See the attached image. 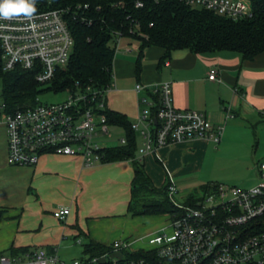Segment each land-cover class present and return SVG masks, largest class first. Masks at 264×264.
Listing matches in <instances>:
<instances>
[{"label": "crops", "instance_id": "0c3cea01", "mask_svg": "<svg viewBox=\"0 0 264 264\" xmlns=\"http://www.w3.org/2000/svg\"><path fill=\"white\" fill-rule=\"evenodd\" d=\"M164 52L160 47H148L137 73L140 44L122 37L115 51L107 109L135 122L143 95L137 93L136 84L151 91L169 82L177 108L204 112L213 124L224 125V133L219 144L192 139L161 147L157 153H139L153 184L161 188L172 179L177 201V196L185 200L208 184L258 185L259 166L264 163V53L245 60L236 51L201 54L179 49L159 66ZM213 68L218 71L216 80L209 79ZM211 152L232 159L249 180L238 179L234 184L225 177L221 181L199 180ZM6 155V126L0 122V262L2 257L25 258L37 248H57L60 260L71 263L89 256L84 246L91 240L107 246L115 240H130L123 220H127L132 199L131 161L88 167L80 157L45 151L31 167L11 166ZM63 206L69 207L70 213L61 221L54 211ZM142 247L146 245L134 249Z\"/></svg>", "mask_w": 264, "mask_h": 264}, {"label": "built area", "instance_id": "2783aa9c", "mask_svg": "<svg viewBox=\"0 0 264 264\" xmlns=\"http://www.w3.org/2000/svg\"><path fill=\"white\" fill-rule=\"evenodd\" d=\"M180 1L236 20L253 15L249 0ZM136 6L143 4L137 2ZM122 37L117 38L115 51ZM73 47L74 38L63 10H46L30 16L14 12L9 18L0 17V51L5 71L19 67L34 71L37 82L46 85L58 68L68 64ZM217 73V69H211L209 79L216 80ZM112 85L113 82L104 90L67 89L69 95L63 101L38 100L35 106L4 113L6 162L32 167L43 152L50 151L80 157L88 167L102 163L103 149L109 146L103 138L111 137L104 111ZM135 89L143 93L139 99L140 115L132 123L142 156L186 140L221 142L224 125L213 124L204 112L177 108L169 82L160 83L151 91L138 83ZM119 142L126 144V137ZM259 175V184L250 188L214 185L195 205L177 202V186L169 179L168 195L177 209L167 213L168 225L160 231L134 240H115L110 251L71 263L60 260L57 248H37L25 258L2 257L0 264H264V229L259 230L264 216V163L259 166ZM69 213L70 208L63 206L54 211V216L63 221ZM141 240L146 241V247L134 249ZM137 252L145 255L127 256Z\"/></svg>", "mask_w": 264, "mask_h": 264}, {"label": "trees", "instance_id": "16d2710c", "mask_svg": "<svg viewBox=\"0 0 264 264\" xmlns=\"http://www.w3.org/2000/svg\"><path fill=\"white\" fill-rule=\"evenodd\" d=\"M253 15L232 19L214 12L186 5L180 0H35L33 13L59 9L74 38L73 52L68 64L58 68L46 87L38 83L36 73L22 68L5 71L0 51V78L5 100L4 113L35 106L38 95L76 89L104 90L113 82L115 42L119 36H128L140 44L136 72L142 66L144 51L160 47L165 52L159 66L169 60L175 50L188 49L193 53H213L229 50L252 60L264 53V0H249ZM137 2L143 4L137 7ZM85 5L87 7H85ZM155 98V95L149 93ZM110 125L123 128L127 143L103 149V162L131 161L134 168L132 199L129 212L136 216L162 215L176 211L168 195V184L157 188L137 157L138 134L128 118L106 109ZM214 187L204 185L188 196L184 203L195 205L202 194ZM259 230L264 229V216ZM110 246L91 240L84 253L96 256L110 251ZM30 252V251H28ZM143 252L127 253L129 258L142 257Z\"/></svg>", "mask_w": 264, "mask_h": 264}, {"label": "rangeland", "instance_id": "374dc122", "mask_svg": "<svg viewBox=\"0 0 264 264\" xmlns=\"http://www.w3.org/2000/svg\"><path fill=\"white\" fill-rule=\"evenodd\" d=\"M46 85H43L42 87H46ZM3 84L2 80L0 78V121L2 123L3 116H4V104L5 100L3 97ZM69 93L67 91H61V92H54V91H43L38 95V100L42 103H57L60 101H63L67 98ZM109 131L111 134V137L103 138L104 142H106L109 146H119L120 142L119 140L123 137H126V132L123 128H120L118 126L110 125ZM138 142V146H139ZM136 155H139V151L137 150ZM232 159H228L226 157H223L222 155H215L212 152L209 153V155L206 157L205 165L202 169V171L198 175V179L202 180L203 182H208L214 180V181H221L222 178L225 177V179L228 182L235 183L239 180H242L244 182H247L248 175L240 174L239 171L236 169V163L234 161H231ZM239 186H243V184H239ZM241 188V187H240ZM177 199L182 204L184 203V200L179 196H177ZM187 205V204H185ZM168 214H162V215H147V216H136L132 213H128L127 220L124 221V225L128 227V230L130 233L127 235V237L130 240H134L139 237H144L150 233H154L156 231H160L162 227L168 225ZM122 221V222H123ZM162 232V231H161ZM146 241H139L137 243V246H145ZM79 248H81L79 246Z\"/></svg>", "mask_w": 264, "mask_h": 264}, {"label": "clouds", "instance_id": "9594fccd", "mask_svg": "<svg viewBox=\"0 0 264 264\" xmlns=\"http://www.w3.org/2000/svg\"><path fill=\"white\" fill-rule=\"evenodd\" d=\"M35 0H0V17L9 18L14 12L31 15L35 11Z\"/></svg>", "mask_w": 264, "mask_h": 264}]
</instances>
